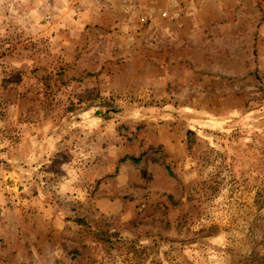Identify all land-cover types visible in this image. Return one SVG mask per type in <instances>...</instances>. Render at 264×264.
Segmentation results:
<instances>
[{
  "label": "rangeland",
  "instance_id": "obj_1",
  "mask_svg": "<svg viewBox=\"0 0 264 264\" xmlns=\"http://www.w3.org/2000/svg\"><path fill=\"white\" fill-rule=\"evenodd\" d=\"M264 254V0H0V264Z\"/></svg>",
  "mask_w": 264,
  "mask_h": 264
},
{
  "label": "trees",
  "instance_id": "obj_2",
  "mask_svg": "<svg viewBox=\"0 0 264 264\" xmlns=\"http://www.w3.org/2000/svg\"><path fill=\"white\" fill-rule=\"evenodd\" d=\"M256 253H252V255H250L252 261H255L256 263H252L250 261L249 264H264V254L262 256H260L258 259H257V255L255 256Z\"/></svg>",
  "mask_w": 264,
  "mask_h": 264
}]
</instances>
